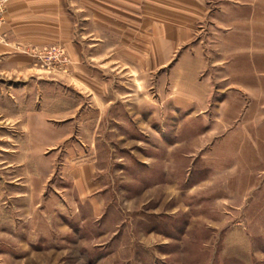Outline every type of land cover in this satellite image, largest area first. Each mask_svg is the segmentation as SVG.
Listing matches in <instances>:
<instances>
[{
  "label": "rangeland",
  "instance_id": "1",
  "mask_svg": "<svg viewBox=\"0 0 264 264\" xmlns=\"http://www.w3.org/2000/svg\"><path fill=\"white\" fill-rule=\"evenodd\" d=\"M159 3L193 42L162 70L106 66L104 107L59 46L0 79V264H264V0ZM85 163L80 199L65 168Z\"/></svg>",
  "mask_w": 264,
  "mask_h": 264
},
{
  "label": "crops",
  "instance_id": "2",
  "mask_svg": "<svg viewBox=\"0 0 264 264\" xmlns=\"http://www.w3.org/2000/svg\"><path fill=\"white\" fill-rule=\"evenodd\" d=\"M148 1L151 0H8L0 26V79L40 73L37 68L47 60L41 51L59 46L69 60L67 68L60 71L64 78L76 83L81 94H94L103 106V95L111 87L108 77H103L106 66L114 70L113 66L124 59L129 64L147 65L150 72L153 67L162 70L171 61L168 45L193 42L184 33L169 38L162 17L167 13L162 10L166 5H157L160 9L154 11L153 19V10L145 7ZM137 29L142 34L141 47H145L142 55L134 52ZM193 60L198 65V75L202 66L198 59ZM53 69L48 73L56 71ZM65 171L78 198H87L96 192L89 165L72 164Z\"/></svg>",
  "mask_w": 264,
  "mask_h": 264
},
{
  "label": "built area",
  "instance_id": "3",
  "mask_svg": "<svg viewBox=\"0 0 264 264\" xmlns=\"http://www.w3.org/2000/svg\"><path fill=\"white\" fill-rule=\"evenodd\" d=\"M6 3L7 0H0V23L3 21V15L6 11ZM49 50V49H47ZM50 54V56L46 55V54ZM42 55V54H41ZM45 57L46 59H51L52 57L57 59V57H61L63 58V51L58 50L57 48H53L50 51H48L47 53H45Z\"/></svg>",
  "mask_w": 264,
  "mask_h": 264
}]
</instances>
